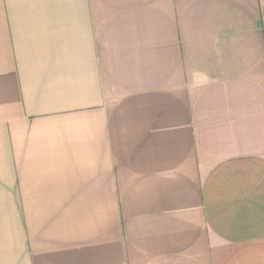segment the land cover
<instances>
[{"label":"crops","instance_id":"crops-1","mask_svg":"<svg viewBox=\"0 0 264 264\" xmlns=\"http://www.w3.org/2000/svg\"><path fill=\"white\" fill-rule=\"evenodd\" d=\"M0 264H264V0H0Z\"/></svg>","mask_w":264,"mask_h":264}]
</instances>
